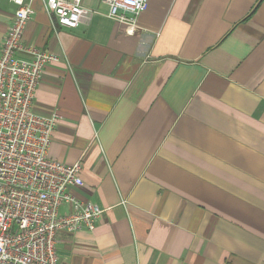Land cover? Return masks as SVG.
Segmentation results:
<instances>
[{
    "label": "crops",
    "instance_id": "0c3cea01",
    "mask_svg": "<svg viewBox=\"0 0 264 264\" xmlns=\"http://www.w3.org/2000/svg\"><path fill=\"white\" fill-rule=\"evenodd\" d=\"M148 2L133 35L104 0L76 29L33 2L23 43L59 58L33 111L60 118L49 157L82 165L69 193L105 210L59 235L60 264H264V0Z\"/></svg>",
    "mask_w": 264,
    "mask_h": 264
},
{
    "label": "built area",
    "instance_id": "2783aa9c",
    "mask_svg": "<svg viewBox=\"0 0 264 264\" xmlns=\"http://www.w3.org/2000/svg\"><path fill=\"white\" fill-rule=\"evenodd\" d=\"M36 0H9L15 18L0 51V264H60L57 253L61 233L94 229L105 210L76 199L72 186H83L82 165H69L49 157L59 116L33 111L36 90L47 65L59 58L23 43ZM60 27L76 29L93 12L83 0H38ZM109 17L133 35L148 0H104ZM20 52L30 58L18 56ZM69 210L61 212L62 206Z\"/></svg>",
    "mask_w": 264,
    "mask_h": 264
}]
</instances>
